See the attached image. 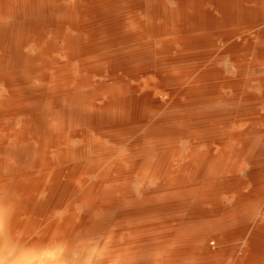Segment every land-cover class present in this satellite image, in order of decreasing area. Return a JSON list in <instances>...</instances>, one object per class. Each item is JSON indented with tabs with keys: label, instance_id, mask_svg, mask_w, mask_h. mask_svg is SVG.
I'll list each match as a JSON object with an SVG mask.
<instances>
[{
	"label": "bare ground",
	"instance_id": "6f19581e",
	"mask_svg": "<svg viewBox=\"0 0 264 264\" xmlns=\"http://www.w3.org/2000/svg\"><path fill=\"white\" fill-rule=\"evenodd\" d=\"M213 1L217 21L233 13L234 0ZM209 21L206 0H0L1 71L26 65L19 73L49 90L46 104L11 115L13 99L0 90V206L12 228L67 244L92 264H172L178 256H189L185 264H264V180L253 182L248 171L264 170V130L240 133L232 151L214 154L199 145L187 115L173 120L159 110L166 83L174 82L168 100L185 102L214 75L202 60L189 65L190 54L177 62L161 56L167 44L198 38L194 31ZM30 45L38 53L29 55ZM106 50H114L108 70L81 68ZM168 126H187L178 139L188 144L156 135ZM184 169V185L164 193ZM132 173L137 187L122 183ZM115 209L123 222L150 211L174 209L177 217L89 237L93 213ZM145 249L156 257L129 261ZM24 258L40 264L47 254L31 249Z\"/></svg>",
	"mask_w": 264,
	"mask_h": 264
},
{
	"label": "rangeland",
	"instance_id": "374dc122",
	"mask_svg": "<svg viewBox=\"0 0 264 264\" xmlns=\"http://www.w3.org/2000/svg\"><path fill=\"white\" fill-rule=\"evenodd\" d=\"M234 1L233 13L230 15L222 13L219 16L220 21H217L218 14L214 11V1L206 0V8L211 21L208 22L209 25L207 24L205 29L194 31L198 38H194L184 44H167L161 48L163 62H177V60L185 58L187 54H190V58L188 57L190 60L187 61L189 65L199 66L202 60L206 67L216 69L214 75L209 73L201 83H196L197 85H201L203 89L190 94L188 101L172 103V99L168 100L171 95L168 96L167 94L172 89L171 86L173 85L171 84L174 83L173 81L166 83V85L162 83L164 86L159 88L162 92L161 98L163 100L162 105L159 106L161 115L163 113L168 118H173V120L187 115L191 121L190 131L191 133L194 132L196 137L198 136V142H201L199 145L206 149L212 146L213 152L215 151L214 154L219 153V148L221 147L226 149V151H232L231 149L236 147L237 142L243 138V135H240V133H245L248 137L252 136L254 132L264 130V124L260 121V117H264V88H260L258 85L259 79L264 77V2L263 0ZM169 3H173V1ZM38 51L39 47L36 48L33 45H30L27 49L29 55H35ZM113 51L106 50L86 56L81 68L93 73L94 64H104L105 70H108L110 65L107 63L112 60L108 54ZM34 65L32 63L29 64V66ZM24 67L26 65L10 69L5 68V72L0 69V75H7V77L2 78L6 80V83L3 84L2 79H0V90H6V93L10 96L9 98L13 99L10 108L6 110V114L8 115L20 111L38 109L46 104L49 99V90L38 85L39 80L35 79L36 76H33L32 73H19ZM65 72L62 74L65 75ZM8 74L10 75L8 76ZM128 74H130V71L127 70L121 76L126 77ZM1 121H3V118L0 114ZM260 124H263V126ZM170 126L163 127V130L158 131L159 134L156 132V135L167 137L175 134L174 137H177V139L180 136H186L187 126H183L181 129L176 126H173L172 129ZM154 131L151 130L150 134L155 135ZM177 142L188 144L186 140L181 142L178 139ZM206 149H204L205 152L207 151ZM256 167H250L248 171H252L251 178L253 182L258 183L264 180V170L260 171V168ZM184 171L186 172L188 169L175 171L173 174L175 179L174 184L164 186V193L172 194L174 193V189L177 192V187L184 185L186 182L185 178H187ZM126 176L127 178L122 183L127 186L137 187L136 181L138 178L136 173ZM181 178H184L183 182H181ZM218 187L221 188L220 186ZM153 188L154 186L151 184L149 190H153ZM136 190L139 189L136 188ZM118 211L119 209L111 210V213L94 212L93 218L95 219H93L94 224L92 223L93 226L90 229L89 237L96 241L113 227H157L161 224L173 223L177 217V212L174 209L165 214L158 212L159 215L152 214V211H150L143 212L137 218L130 217L123 222L116 217ZM101 217L102 220L104 219L103 221L100 219ZM102 232L103 234H101ZM145 252L138 255V258H131L129 261L142 262L156 257V255H151L152 251L150 252L145 249ZM188 258L189 256H178L172 264H185ZM190 261L191 264H206L195 259H190L189 264ZM144 264L149 263L144 262Z\"/></svg>",
	"mask_w": 264,
	"mask_h": 264
},
{
	"label": "clouds",
	"instance_id": "9594fccd",
	"mask_svg": "<svg viewBox=\"0 0 264 264\" xmlns=\"http://www.w3.org/2000/svg\"><path fill=\"white\" fill-rule=\"evenodd\" d=\"M31 249L47 254L40 264H92L67 244L57 247L46 238L20 234L10 226L8 209L0 206V264H30L24 257Z\"/></svg>",
	"mask_w": 264,
	"mask_h": 264
},
{
	"label": "crops",
	"instance_id": "0c3cea01",
	"mask_svg": "<svg viewBox=\"0 0 264 264\" xmlns=\"http://www.w3.org/2000/svg\"><path fill=\"white\" fill-rule=\"evenodd\" d=\"M263 2H264V0H263ZM263 2H261V3H263ZM258 85H259L260 88H264V77L259 79Z\"/></svg>",
	"mask_w": 264,
	"mask_h": 264
}]
</instances>
